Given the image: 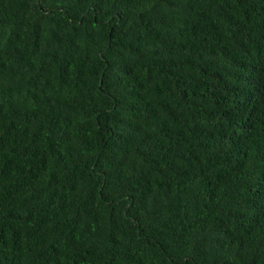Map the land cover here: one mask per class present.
Instances as JSON below:
<instances>
[{"label":"trees","instance_id":"obj_1","mask_svg":"<svg viewBox=\"0 0 264 264\" xmlns=\"http://www.w3.org/2000/svg\"><path fill=\"white\" fill-rule=\"evenodd\" d=\"M0 264H264V0H0Z\"/></svg>","mask_w":264,"mask_h":264}]
</instances>
